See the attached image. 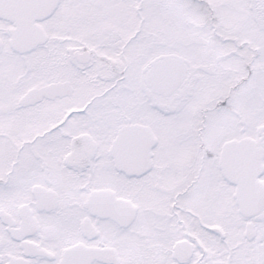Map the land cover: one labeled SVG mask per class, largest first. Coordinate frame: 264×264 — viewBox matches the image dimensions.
I'll return each mask as SVG.
<instances>
[{"label":"snow or ice","instance_id":"1","mask_svg":"<svg viewBox=\"0 0 264 264\" xmlns=\"http://www.w3.org/2000/svg\"><path fill=\"white\" fill-rule=\"evenodd\" d=\"M0 264H264V0H0Z\"/></svg>","mask_w":264,"mask_h":264}]
</instances>
